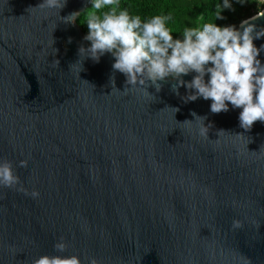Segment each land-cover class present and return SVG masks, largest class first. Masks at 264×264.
Listing matches in <instances>:
<instances>
[{"label":"water","instance_id":"water-1","mask_svg":"<svg viewBox=\"0 0 264 264\" xmlns=\"http://www.w3.org/2000/svg\"><path fill=\"white\" fill-rule=\"evenodd\" d=\"M42 2L0 0V161L39 192L0 186V264L45 254L81 264H264V123L245 130L242 109L213 114L211 100L186 102L189 90L176 95L171 79L159 92L149 82L150 95L139 85L123 92L113 55L81 58L90 42L60 20L91 0L28 11ZM254 23L264 28V17ZM80 60L82 71L70 68ZM193 112L212 125L208 139ZM61 237L68 247L56 253Z\"/></svg>","mask_w":264,"mask_h":264},{"label":"clouds","instance_id":"clouds-1","mask_svg":"<svg viewBox=\"0 0 264 264\" xmlns=\"http://www.w3.org/2000/svg\"><path fill=\"white\" fill-rule=\"evenodd\" d=\"M67 2L43 0L28 11L47 8L59 14ZM237 2L243 3L244 0ZM91 5L90 9L94 11L87 18L88 34L83 38L91 46L85 48L81 45L78 55L98 63L105 53H111L115 59L113 71L126 77L123 92L129 89L127 85H131V88L138 85L145 88L149 82L159 92L162 84L158 81L171 79L176 81L172 85L176 95H179L178 89L181 86L189 90V94L184 97L186 102L201 97L211 100L210 111L213 114L227 112L229 103L234 109H242L239 122L245 130H250L257 121L264 123V64L258 59L264 51V44L257 48L253 43L264 37V28L257 30L254 23L264 17V10H258L256 15L241 21L239 29L235 25L220 27L213 22H206L201 27L186 28L182 38L174 39L173 30L166 26L171 19L168 15H156L142 23L139 15L130 16L127 8H121V0H91ZM219 8L216 20L224 19L222 10H231L232 4L230 0H223L222 10ZM102 9L107 10L98 15L97 12ZM80 13L72 12L60 17V20L66 24H75ZM53 63L59 66L58 60ZM77 64L82 71V60L70 65V68ZM190 73H195L192 80L185 81L182 77ZM111 83L112 89H116L114 78ZM145 91L148 92L147 88ZM191 114L195 120L202 122L200 134L208 139L207 134L212 125L205 127L206 117L197 116L195 112ZM191 122L184 121L181 124ZM221 132L224 131L217 134ZM19 167L27 168L28 161L21 160ZM0 186L31 195L33 199L39 196L37 191L28 193L24 189L13 163L7 159L0 161ZM233 225L240 226L238 221H234ZM67 247L61 237L53 245V250L65 253ZM32 264H81V260L78 255L45 254L35 258ZM89 264L98 262L93 257Z\"/></svg>","mask_w":264,"mask_h":264},{"label":"trees","instance_id":"trees-1","mask_svg":"<svg viewBox=\"0 0 264 264\" xmlns=\"http://www.w3.org/2000/svg\"><path fill=\"white\" fill-rule=\"evenodd\" d=\"M230 3L231 10H222L223 0H121V8H127L130 16L139 15L142 23L156 15L170 16L166 26L173 30L174 39H180L186 28L201 27L206 22H213L220 27H237L241 21L253 16L264 6H256L254 0H244L243 3L230 0ZM218 6L224 19L216 20ZM91 7L90 4L81 12L76 21L85 36L88 34L87 18L94 11ZM105 10L107 9L99 10L97 14L100 15Z\"/></svg>","mask_w":264,"mask_h":264},{"label":"built area","instance_id":"built-area-1","mask_svg":"<svg viewBox=\"0 0 264 264\" xmlns=\"http://www.w3.org/2000/svg\"><path fill=\"white\" fill-rule=\"evenodd\" d=\"M254 1H255L256 6L264 5V0H254Z\"/></svg>","mask_w":264,"mask_h":264}]
</instances>
